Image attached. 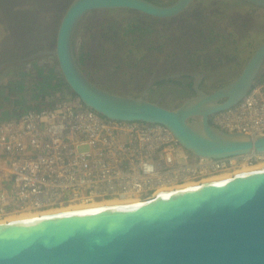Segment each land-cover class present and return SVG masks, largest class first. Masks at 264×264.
<instances>
[{
	"label": "water",
	"instance_id": "obj_1",
	"mask_svg": "<svg viewBox=\"0 0 264 264\" xmlns=\"http://www.w3.org/2000/svg\"><path fill=\"white\" fill-rule=\"evenodd\" d=\"M193 1L73 0L61 19L55 48L34 57H56L71 91L107 118L162 124L183 147L202 157L263 154L264 137L226 133L213 127L209 117L248 94L264 66V42L235 80L212 93L201 89L204 74H187L195 77L196 95L175 109L103 89L78 62L74 35L87 14L133 10L173 18ZM239 1L264 9V0ZM0 264H264V168L160 191L138 202L0 223Z\"/></svg>",
	"mask_w": 264,
	"mask_h": 264
},
{
	"label": "built area",
	"instance_id": "obj_2",
	"mask_svg": "<svg viewBox=\"0 0 264 264\" xmlns=\"http://www.w3.org/2000/svg\"><path fill=\"white\" fill-rule=\"evenodd\" d=\"M68 86V85H67ZM69 91L0 120V220L101 201H142L164 188L199 183L264 153L198 156L162 124L110 119ZM226 133L264 137V71L235 105L209 117Z\"/></svg>",
	"mask_w": 264,
	"mask_h": 264
},
{
	"label": "rangeland",
	"instance_id": "obj_3",
	"mask_svg": "<svg viewBox=\"0 0 264 264\" xmlns=\"http://www.w3.org/2000/svg\"><path fill=\"white\" fill-rule=\"evenodd\" d=\"M43 1L45 7L39 5ZM43 1L34 4L33 0H0V120L13 118L24 110L42 107L45 96L53 94L54 90L69 91L56 57L42 56L27 61L23 56L27 55L30 43L27 41L25 45L14 34V40L7 37L9 19L27 17L43 10L53 15L57 22L55 47L61 19L73 0ZM154 1L168 5L176 0ZM135 17L140 18L139 23L152 27L154 33L126 35L123 27L127 19ZM200 19L214 22L213 28L218 26L223 34L232 33L229 37L231 43L225 47L218 42L204 43L205 33L203 36L200 34L204 24L196 21ZM167 24L169 27H165ZM162 29H171L169 34L173 40L180 37L185 39V45L192 44L194 50H200L202 59L207 60L205 67L197 68L198 60L184 56L183 46L173 49L162 46L166 40ZM33 34L37 35V32ZM37 38L32 36L31 40ZM262 42L264 9L239 0H194L173 22H157L133 10H97L81 20L74 35L77 59H84L80 66L95 84L115 94L159 102L170 109L182 105L190 95L174 83L163 80L180 79L186 82L191 80L185 77L189 76L187 74L202 73V90L212 93L236 79L253 50ZM216 53L222 54V57L219 58ZM263 71L264 66L258 77ZM181 74L180 77L175 76ZM49 78L51 81H48Z\"/></svg>",
	"mask_w": 264,
	"mask_h": 264
},
{
	"label": "trees",
	"instance_id": "obj_4",
	"mask_svg": "<svg viewBox=\"0 0 264 264\" xmlns=\"http://www.w3.org/2000/svg\"><path fill=\"white\" fill-rule=\"evenodd\" d=\"M41 1H43V0H33L34 4H38ZM149 1H152V2L156 3L154 0H149ZM156 4H158V3H156ZM39 5L42 6V7L46 6L44 4V1L42 2V4H39ZM138 13H140L141 16L144 17V18L155 19V20H157V22H160V21H163V22L164 21H172L173 22L174 18H176V17H178L180 15L179 14V15L173 17V18H157V17H153V16H150V15L141 13V12H138ZM28 16H29V18L36 20L35 21L36 23L34 24V27L31 26L32 29H33L32 32H38L37 29H40L39 22H46V23L48 22L49 24H51L53 22V23H55V25L57 23L56 19L53 17V15L50 16L49 13H44L43 10L41 12H33L32 14H28ZM194 19H197V17L194 16ZM139 20H140V18H138V17H135L134 19H127V21H126L127 23L123 27V30L126 33V35H128L129 33H132V34L138 33L140 36H144L146 34L151 35V34L154 33V29L152 27L139 23L138 22ZM37 21H39V22H37ZM196 21L198 22V24H204L203 25V30L200 31V34L202 36L205 33L204 34V36H205L204 43H207L209 41H211L213 43L218 42L220 44V46L223 45L224 47L226 46V44L228 45L229 43H231V40L229 39V37L231 36L230 34H232V33L223 34V33H221L219 31L218 26L214 29L213 28L214 25H215L214 22H205V21H202L201 19L200 20H196ZM164 25H165V23H164ZM165 27H169V24H167ZM207 30H208V33H206ZM161 32H162L163 38L166 39L165 42L162 44V46H165V47L170 48V49L176 48L177 46H183V48H184L183 50H185L184 51L185 53L183 52L184 56L190 58L191 60H198L197 64H196L197 68L205 67V62L207 60L202 59V55L199 53L200 50H194V47L192 46V44L189 45V46L185 45L183 43V42H185V39H182L180 37H178L177 40L175 39L176 41L173 40V36L169 34L171 32V29H164V30L162 29ZM181 32H182V29H181ZM172 45H176V46L173 47ZM161 48L162 47H160V49ZM256 48L253 50V52L251 54H253L255 52ZM157 50H159V49H157ZM217 55H219V58L222 57V54L218 53ZM78 60H79L78 62L80 63V65L84 61L83 58H80ZM48 81H51V79L49 78ZM162 82H170V83H174V84H180L181 83V81L178 80V79H176V80H172V79L163 80ZM191 85H192V83H191ZM191 85H189V86H191ZM25 111L26 110H24L23 112H25Z\"/></svg>",
	"mask_w": 264,
	"mask_h": 264
},
{
	"label": "crops",
	"instance_id": "obj_5",
	"mask_svg": "<svg viewBox=\"0 0 264 264\" xmlns=\"http://www.w3.org/2000/svg\"><path fill=\"white\" fill-rule=\"evenodd\" d=\"M36 20L31 19V18H19V17H14L13 19H9V28L7 30L8 32V38L12 40H14V35L15 36H19L20 37V41L22 43H27L30 45V48L27 52H26V56H23V58L25 59H29L30 60H37L38 58L42 57H34L35 55L39 54L42 51H50L52 49H54L55 47L54 42H55V23H51L49 24L48 22H39L40 24V29H37V35H34L32 32V27H34V24ZM32 26V27H31ZM14 34V35H13ZM29 36V38H28ZM32 36H38L37 40L32 41L31 37ZM4 37V36H3ZM21 43V44H22ZM15 45V42L13 43ZM50 44V46H49ZM19 45V44H18ZM26 45V44H25ZM24 60V59H23ZM14 61V60H13ZM23 113V112H22ZM21 114V113H20ZM18 114V115H20ZM6 119V118H5ZM4 120V119H3Z\"/></svg>",
	"mask_w": 264,
	"mask_h": 264
},
{
	"label": "bare ground",
	"instance_id": "obj_6",
	"mask_svg": "<svg viewBox=\"0 0 264 264\" xmlns=\"http://www.w3.org/2000/svg\"><path fill=\"white\" fill-rule=\"evenodd\" d=\"M264 168V162H260V163H256L253 165H244L242 167H239L238 169H236L234 172L232 173H221L215 176H212L208 179H205L199 183H189L183 186H177L175 188H164L161 191H168V190H174V189H178V188H184V187H188V186H194L197 184H200L202 182H208V181H215V180H222V179H226V178H230L235 174L238 173H244V172H249V171H255V170H260ZM129 202H138V201H128V202H118L115 200L112 201H101V202H93V203H89V204H82V205H76V206H71L68 208H64L61 210H56V211H52V212H47V213H41V214H21V215H17V216H11L8 217L6 219L0 220V223H6L9 221H16V220H23V219H30V218H35L38 217L40 215H45V214H49V213H57V212H61V211H69V210H73V209H81V208H85V207H97V206H103V205H116V204H123V203H129Z\"/></svg>",
	"mask_w": 264,
	"mask_h": 264
},
{
	"label": "flooded vegetation",
	"instance_id": "obj_7",
	"mask_svg": "<svg viewBox=\"0 0 264 264\" xmlns=\"http://www.w3.org/2000/svg\"><path fill=\"white\" fill-rule=\"evenodd\" d=\"M185 77L186 78H190L191 80L190 81L183 82L180 79H178V80L181 81V83L180 84H175V86L179 87V89H181V90L188 91L189 92V95H190L189 98L194 97L196 95V93L194 92V90L192 89V87H193V83L195 81V77H193V76H185ZM203 81H204V79H203ZM203 81H202V84H201V89H202ZM191 83H192V85H191ZM189 85H191V86H189Z\"/></svg>",
	"mask_w": 264,
	"mask_h": 264
}]
</instances>
